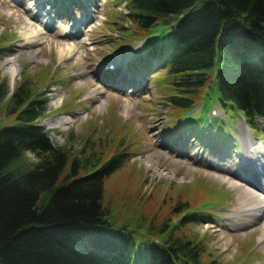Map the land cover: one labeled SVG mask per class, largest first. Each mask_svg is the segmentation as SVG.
<instances>
[{
  "label": "rangeland",
  "instance_id": "1",
  "mask_svg": "<svg viewBox=\"0 0 264 264\" xmlns=\"http://www.w3.org/2000/svg\"><path fill=\"white\" fill-rule=\"evenodd\" d=\"M11 1L0 0V83L8 92L0 103V125L14 119V114H5L4 106L13 89L28 82L31 97H37L46 108L39 124L48 132L52 144L65 148L70 158H99L103 162L115 153L128 154V161L104 183L102 204L108 209L109 220L133 229L140 223L147 227L152 219L158 230L166 220L167 227L161 231L164 236L171 222L175 225L185 212L197 211L201 215L198 223L179 228L178 234L204 246V261L263 264L264 251L258 243L260 222L241 230L228 225L235 192L224 185L226 194L222 195L213 189L216 187H210L209 184L220 186L213 177L221 172L209 167L239 164L255 157L247 147L240 146V151L235 147L241 141L239 126L247 130L256 148L264 150V123H257L261 135L254 136L240 116L236 123L229 111L225 122L208 116L216 98L215 68L207 82L209 94L205 96L204 91L195 101L197 105L183 112L170 105L169 99L177 91L170 85L164 67L150 56L134 58L145 53L153 34L161 33L163 27L152 29V35L146 32L132 36L129 31L134 26L127 19L126 0H46L43 11L53 12L57 23L44 29L42 43L31 48L21 47L20 22L32 20L37 30L39 18L33 20L25 9L45 0H23L20 6ZM76 23H80L79 28L67 37V31ZM123 40L130 42L125 49ZM61 44L74 49L71 56L58 57ZM77 57H83L84 66L76 63ZM11 59H15L14 80L4 67ZM113 61L120 69L126 68L124 77L109 70ZM92 89L99 92L96 99L89 98ZM214 110H218L217 106ZM217 113L222 115L219 110ZM60 117H70L71 122L57 130L44 125ZM207 118L209 124L205 123ZM183 123L196 126L198 135ZM235 129L237 135L230 140ZM163 143L170 148L162 147ZM153 152L162 155L150 162L145 157ZM35 162L36 158L28 153L18 166L28 169ZM238 217L248 219L247 215ZM255 229L258 230L251 234ZM225 244L231 245L229 252H224Z\"/></svg>",
  "mask_w": 264,
  "mask_h": 264
},
{
  "label": "trees",
  "instance_id": "2",
  "mask_svg": "<svg viewBox=\"0 0 264 264\" xmlns=\"http://www.w3.org/2000/svg\"><path fill=\"white\" fill-rule=\"evenodd\" d=\"M126 8L132 36L163 27L144 56L165 68L172 106L187 112L207 96L215 68L218 107L253 128L264 122V0H126ZM7 93L0 83V103ZM31 94L28 82L15 87L4 105L14 119L0 125V264H212L199 241L178 234L200 212H185L164 236L166 220L159 230L152 219L133 229L109 220L104 183L128 154L70 158L39 125L46 108ZM28 153L36 162L21 169Z\"/></svg>",
  "mask_w": 264,
  "mask_h": 264
},
{
  "label": "bare ground",
  "instance_id": "3",
  "mask_svg": "<svg viewBox=\"0 0 264 264\" xmlns=\"http://www.w3.org/2000/svg\"><path fill=\"white\" fill-rule=\"evenodd\" d=\"M11 2H15L17 6L22 5L23 0L18 2L17 0H12ZM46 3L45 1L36 2V5L33 7H27L26 13L33 18V20L38 17L37 23L38 28L35 30L34 23L32 20H24L20 22V36L21 38V47L22 48H31L35 45L42 43V35H44V29H50L53 27L56 21V17H54L53 12L43 11L42 4ZM8 7H11L12 4L7 3ZM60 14L61 11L59 10ZM53 14V15H52ZM80 23H76L71 29H69L66 33L67 37L74 34L76 29L79 28ZM61 34H59L60 36ZM87 43H83L85 45ZM59 46L57 50L58 57L63 59L66 56H71L74 52V49L70 46L63 45ZM75 47H77L75 45ZM32 53V52H31ZM30 53V54H31ZM22 56V54L20 55ZM20 59V58H19ZM15 59L8 60L5 62L4 67H7V73L14 80L16 71L13 67ZM76 63L84 66L83 57H77ZM112 66L115 67V71L120 73V76H125V69H120L118 65L115 64V61L112 62ZM99 92L97 89H92L89 92L90 99H96V95ZM79 103V100L77 101ZM125 109H130L129 106H124ZM71 122L70 117H60L54 123H44L47 129H57L64 125H67ZM240 138L242 144L248 148L249 151L253 152L255 157H251L248 160L239 161V164L235 162H231L230 164L223 163L222 166L219 165L215 167H209L214 171H219L218 175L213 178L218 182L220 186H214L209 184L210 187H216L215 189L219 194L225 195L226 192L222 188L224 185L231 191L235 192V204L232 206L233 216L230 218V223L228 224L232 229L241 230L244 229L256 222H260V234L258 236V243L262 251H264V150H259L252 143L250 136L245 130L243 126H239ZM167 150L170 148L165 143L161 145ZM170 152V151H169ZM161 153L153 152V155H148L145 158L150 162L161 157ZM180 157V155H177ZM200 160V158H199ZM202 160V159H201ZM156 165H159V162H155ZM229 165V166H227ZM147 169H150V166H147ZM213 175V174H212ZM209 189V190H213ZM223 191L224 193H221ZM218 196V195H217ZM224 197V196H223ZM220 197V198H223ZM226 210V208H223ZM247 215V220H242L238 216ZM258 229L252 230L251 234L255 233ZM231 245L225 244L224 252H229ZM264 264V263H263Z\"/></svg>",
  "mask_w": 264,
  "mask_h": 264
}]
</instances>
